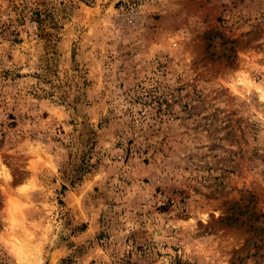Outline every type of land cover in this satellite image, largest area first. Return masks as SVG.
Returning <instances> with one entry per match:
<instances>
[{"label":"rangeland","instance_id":"obj_1","mask_svg":"<svg viewBox=\"0 0 264 264\" xmlns=\"http://www.w3.org/2000/svg\"><path fill=\"white\" fill-rule=\"evenodd\" d=\"M262 98L264 0H0V216L31 175L43 264H264Z\"/></svg>","mask_w":264,"mask_h":264},{"label":"clouds","instance_id":"obj_2","mask_svg":"<svg viewBox=\"0 0 264 264\" xmlns=\"http://www.w3.org/2000/svg\"><path fill=\"white\" fill-rule=\"evenodd\" d=\"M0 168H3L0 181H6L9 185H12L15 178L12 176L10 169L2 163H0ZM36 191L38 189L34 178L31 175L26 176L13 189L14 194L7 205V207H10V211L6 215L0 216V251H4L13 260V264H43L44 261L43 252L39 254L40 258L36 259L35 252L30 245H26L23 240L17 238L21 226L26 220V217L22 215V210L27 208V201ZM36 239L37 237L33 236L30 243L34 244ZM11 241H14V244Z\"/></svg>","mask_w":264,"mask_h":264},{"label":"trees","instance_id":"obj_3","mask_svg":"<svg viewBox=\"0 0 264 264\" xmlns=\"http://www.w3.org/2000/svg\"><path fill=\"white\" fill-rule=\"evenodd\" d=\"M51 29L57 31V28L55 26L51 27ZM49 37H51L54 40L56 38V35H52V36L49 35Z\"/></svg>","mask_w":264,"mask_h":264},{"label":"bare ground","instance_id":"obj_4","mask_svg":"<svg viewBox=\"0 0 264 264\" xmlns=\"http://www.w3.org/2000/svg\"><path fill=\"white\" fill-rule=\"evenodd\" d=\"M0 163H2V159L0 157ZM3 172V168H0V173Z\"/></svg>","mask_w":264,"mask_h":264}]
</instances>
